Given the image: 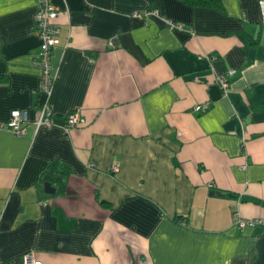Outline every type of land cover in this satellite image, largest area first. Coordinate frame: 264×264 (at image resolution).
Here are the masks:
<instances>
[{"label":"crops","instance_id":"0c3cea01","mask_svg":"<svg viewBox=\"0 0 264 264\" xmlns=\"http://www.w3.org/2000/svg\"><path fill=\"white\" fill-rule=\"evenodd\" d=\"M52 1L46 96L35 0H0V121L14 107L29 119L23 133L0 125V264L28 250L41 264L251 260L264 225L234 214L264 218L258 0ZM148 8L157 14L134 13ZM44 101L53 120L78 107L83 122L35 128Z\"/></svg>","mask_w":264,"mask_h":264},{"label":"built area","instance_id":"2783aa9c","mask_svg":"<svg viewBox=\"0 0 264 264\" xmlns=\"http://www.w3.org/2000/svg\"><path fill=\"white\" fill-rule=\"evenodd\" d=\"M36 8L34 12L33 31L39 37V47L33 61L39 66L40 89L47 96L52 89L53 72L50 66V50L52 45L57 40V33L59 32V23L56 16L60 11L58 5L52 0H35ZM258 5L261 14V20L264 22V0H258ZM136 15L157 14L156 8H148L141 11H135ZM165 22L173 27H182L180 22L174 21L171 18L164 17ZM234 72L233 67H229L225 72L216 74V78L223 88L228 85L227 74ZM208 106V100L195 101L192 104L193 110H202ZM52 109L47 101L41 102L37 115L32 119L35 128L39 126L58 125L60 129L67 133L70 129L83 122V118L79 113L78 107H73L65 111L64 119L60 122L52 119ZM29 119L27 118L26 110L20 107H14L10 110L8 118L0 121V125L8 127L11 130L23 133ZM111 168L117 169V164L113 163ZM234 221L243 226L245 223L255 224L260 223L264 225V218L260 216L243 217L238 213L234 214ZM22 264H41L40 259L36 258L31 250L23 253Z\"/></svg>","mask_w":264,"mask_h":264},{"label":"water","instance_id":"95a60500","mask_svg":"<svg viewBox=\"0 0 264 264\" xmlns=\"http://www.w3.org/2000/svg\"><path fill=\"white\" fill-rule=\"evenodd\" d=\"M49 181H45V186L47 190H53L52 187L47 186L46 184ZM218 193H220L221 191L219 189H212ZM255 254L254 257L245 262L244 264H264V226L262 227V229L260 230V232L258 233L255 243Z\"/></svg>","mask_w":264,"mask_h":264},{"label":"trees","instance_id":"16d2710c","mask_svg":"<svg viewBox=\"0 0 264 264\" xmlns=\"http://www.w3.org/2000/svg\"><path fill=\"white\" fill-rule=\"evenodd\" d=\"M183 1L190 4H215L219 2V0H183Z\"/></svg>","mask_w":264,"mask_h":264}]
</instances>
